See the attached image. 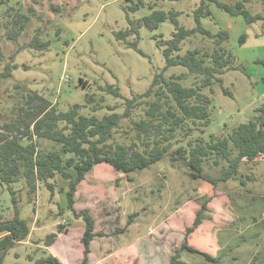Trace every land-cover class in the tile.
Returning a JSON list of instances; mask_svg holds the SVG:
<instances>
[{
  "label": "rangeland",
  "instance_id": "obj_1",
  "mask_svg": "<svg viewBox=\"0 0 264 264\" xmlns=\"http://www.w3.org/2000/svg\"><path fill=\"white\" fill-rule=\"evenodd\" d=\"M138 1L12 0L9 5H16L19 11L29 14L33 8L34 13L18 45L8 41L6 28L0 30L6 54L24 46L15 56L17 66L12 76L0 82V113L17 97L38 91L57 103L60 111H67L74 104H87V94H96L104 105L96 115L103 118L111 113L108 106H117L115 111L122 113L125 99L144 94L157 72L167 68V75L185 73L187 68L182 65L166 67L164 47L175 31L171 19L152 27L143 18L155 11H174L182 26L193 28L197 26L194 12L203 0H164L154 6L152 0H143V5L133 9ZM220 1H242L252 14L264 15V0ZM51 4L60 9L53 10ZM206 6L212 15L203 17L202 25L213 34L227 30L230 37L224 45L235 56V68L227 69L222 82L215 85L213 117L204 132L208 138L253 119L256 108L264 103V19L248 24L242 15H231L215 2L206 0ZM4 9L0 8V16ZM3 20L0 17L1 23ZM40 25L46 30L43 40L52 41L49 50L28 46ZM134 25L137 30L130 32L128 41L137 40V48L117 38L118 31ZM243 34L244 44L240 42ZM196 48L213 50L214 39L201 34L186 38L175 55H185ZM108 85L118 87L121 96L100 89ZM222 85L233 96L225 94ZM82 113L93 112L88 105L82 107ZM42 144L50 149L60 148L49 140ZM223 164L224 160L219 166L206 162L204 172L218 176ZM109 166L97 165L76 193L75 206L89 209L96 218V231L103 234L92 241L89 264H170L172 254L184 240L185 227L193 223L200 208L197 188L203 180L191 178L186 162L173 160L171 153L131 173L132 181ZM72 172L76 175L75 170ZM243 177L245 184L241 183ZM54 182V195L40 182L33 197L24 189L23 181L14 185L23 188L20 216L28 222L31 234L27 241L8 251L4 264H37L51 253L64 264L82 263L83 221L75 219L68 208V180L58 175ZM1 190L0 215L10 217L14 212L11 195L7 186ZM208 206L213 219L204 221L200 232L214 238L217 249L212 254L217 260L186 249L181 259L189 264H264V155L256 164L243 163L236 179L220 181L217 196ZM163 220L165 225L160 226ZM59 223L68 230L47 246V237L58 233Z\"/></svg>",
  "mask_w": 264,
  "mask_h": 264
},
{
  "label": "trees",
  "instance_id": "obj_2",
  "mask_svg": "<svg viewBox=\"0 0 264 264\" xmlns=\"http://www.w3.org/2000/svg\"><path fill=\"white\" fill-rule=\"evenodd\" d=\"M11 1L0 0V8H5L0 16L5 19L2 23L0 21V30L6 28L8 41L18 45L34 9L30 8L29 14L23 13L16 5H9ZM159 1L164 0H152L151 6L157 5ZM209 1L215 2L231 15H242L248 24L264 19L263 14H252L242 1L236 4ZM144 3L139 0L133 9H138ZM51 8L58 10L60 6L51 4ZM177 14L174 11L169 14L155 11L143 19L152 27H158L164 20L171 19L175 31L164 47L166 67L182 65L187 71L167 75L165 68L157 72L144 94L125 99L122 113L115 111L117 106H108L111 113L103 118L98 117L96 112L104 105L98 101L96 94H87V104H74L67 111H60L57 103L38 91H29L17 97L5 108V112L0 113V202L1 188L7 186L14 209L10 217L0 215V264H4L5 256L14 245L27 241L31 234L28 222L20 216L23 188L17 189L14 185L23 181L24 189L33 197L40 182H44L54 195L57 176L68 180V208L75 219L84 224L81 264H89L92 241L103 234L96 231L97 222L93 213L75 206L78 199L76 193L88 178L87 175L97 165L106 163L114 171L126 174L132 181L131 173L151 166L170 153L173 160L186 162L191 178L203 180V185L197 188L200 208L193 223L185 227L184 240L172 254L170 264H189L181 259L185 249L203 254L209 260H217V256L212 254L216 242L210 234L200 232V226L204 221L213 219L208 204L216 198L220 181L236 179L243 163L256 164L258 158L264 155V103L256 108L253 119L231 130L227 129L225 134H211L208 138L204 136L213 117L215 85L222 82V75L227 69L235 68V56L224 45L230 37L227 30L222 29L213 34L202 25V18L212 15L206 0L194 12L196 27L182 26ZM136 30V25L132 29L120 30L117 38L137 48V40L128 41L130 32ZM45 33L41 25L36 28L28 46L39 51L49 50L52 41L43 40ZM197 34L214 39L215 48H196L185 55H175L182 49V42L186 38ZM245 41L246 35L243 34L240 42L244 44ZM22 47L17 46L8 55L0 39V82L12 76L17 66L15 56ZM100 89L121 96L115 85ZM222 89L225 94L233 96L227 87L222 85ZM88 105L93 113H82V107ZM43 140H49L60 148L43 146ZM222 160L224 164L220 175L204 172L206 162L219 166ZM72 170L76 171V175ZM241 183H246L244 177ZM57 229L58 233L52 232L47 237V246L56 242L59 233L68 230L60 223ZM43 263L64 264L52 253L37 264Z\"/></svg>",
  "mask_w": 264,
  "mask_h": 264
},
{
  "label": "crops",
  "instance_id": "obj_3",
  "mask_svg": "<svg viewBox=\"0 0 264 264\" xmlns=\"http://www.w3.org/2000/svg\"><path fill=\"white\" fill-rule=\"evenodd\" d=\"M3 41L1 42V45L3 46ZM4 48V47H3ZM120 174H123V173H120ZM80 188H81V186L79 187V189H78V191H77V194L79 193V191H80ZM88 192V191H87ZM77 198H78V196H77ZM76 205H77V203H76ZM76 208H78L77 206H76ZM179 210V209H178ZM177 210V211H178ZM176 211V212H177ZM176 212H174V213H172V214H170L166 219H165V221L167 222V219L168 218H170L171 219V217L173 216V215H175V213ZM80 222H78L77 224H79ZM81 224V223H80ZM163 225H165V223H164V220H163V222H161V224H160V226H163ZM130 245H132V244H130ZM136 245V241H135V243L133 244V246H135ZM136 247V246H135ZM138 249V248H137ZM172 249V248H171ZM216 249H217V243H216ZM139 250V249H138ZM139 252H140V250H139Z\"/></svg>",
  "mask_w": 264,
  "mask_h": 264
}]
</instances>
